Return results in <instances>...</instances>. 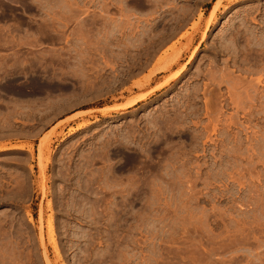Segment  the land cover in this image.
<instances>
[{"label":"rangeland","instance_id":"1","mask_svg":"<svg viewBox=\"0 0 264 264\" xmlns=\"http://www.w3.org/2000/svg\"><path fill=\"white\" fill-rule=\"evenodd\" d=\"M29 2L0 26V264H264V0Z\"/></svg>","mask_w":264,"mask_h":264},{"label":"flooded vegetation","instance_id":"2","mask_svg":"<svg viewBox=\"0 0 264 264\" xmlns=\"http://www.w3.org/2000/svg\"><path fill=\"white\" fill-rule=\"evenodd\" d=\"M0 26H10V28L17 26L18 28H30L34 25H41L42 22L38 15L37 8H32L29 0L25 4L14 3L9 0L0 1ZM40 20V21H38ZM39 36V35H38ZM41 38H49L48 34H42ZM9 46V45H8ZM10 48V46H9ZM12 49L4 52L7 56L11 53ZM11 77L7 82L4 83V91L0 90L2 94L7 97H16L18 93L22 94L19 89L14 87V79Z\"/></svg>","mask_w":264,"mask_h":264},{"label":"bare ground","instance_id":"3","mask_svg":"<svg viewBox=\"0 0 264 264\" xmlns=\"http://www.w3.org/2000/svg\"><path fill=\"white\" fill-rule=\"evenodd\" d=\"M0 1H3V0H0ZM9 1H11V2H15V3H18L17 2V0H9ZM22 1V0H21ZM69 2V1H68ZM67 2V3H68ZM75 2V1H74ZM1 3V2H0ZM19 3H21V2H19ZM66 3V4H67ZM24 4V3H23ZM70 6V5H69ZM68 6V7H69ZM67 7V8H68ZM69 11V10H68ZM67 12V11H66ZM71 12V11H70ZM81 20V19H80ZM80 20H78V21H80ZM83 20H85V19H83ZM78 21H77V23H78ZM80 23V22H79ZM75 31V30H74ZM60 32H61V30H60ZM72 32V31H71ZM77 32V31H76ZM75 32V33H76ZM73 33V32H72ZM78 33V32H77ZM70 34V33H69ZM79 34V33H78ZM74 35H76V34H74ZM29 36H30V34H29ZM37 37V36H36ZM76 37V36H75ZM22 39V38H21ZM23 40V39H22ZM26 40V39H25ZM25 42V41H24ZM23 42V43H24ZM39 42V41H38ZM26 44H27V42H25ZM28 43H30L31 44V42H28ZM51 48V47H50ZM49 49V48H48ZM47 49V50H48ZM52 49V48H51ZM42 51H45L44 53L46 54V50H42ZM48 51H51L52 52V50H48ZM18 52V51H17ZM50 52V53H51ZM54 52V51H53ZM41 53H43V52H41ZM41 53L39 52V54L41 55ZM39 55V56H40ZM43 55V54H42ZM41 55V57H39L38 58V55H37V58H35L33 61H32V63L30 64V70L31 71H33V73L35 72V75L33 74V76L35 77V78H33L32 79V76H31V79H32V83H34V80H35V83H34V85L36 84V83H38V85H39V87H49V89H50V87H52V89H53V86H55V88H57V87H59V84H61V80H60V75H59V73H58V70L57 69H60L59 67L57 68V67H55V64H56V66H57V64L58 63H63V62H68L71 58H74V57H71L70 59H69V56H66V55H62L61 53H59V52H54V53H51V54H49V55H43L42 56ZM17 57V56H16ZM19 57V56H18ZM16 59V58H15ZM18 59V58H17ZM75 59V58H74ZM19 61V60H18ZM71 61V60H70ZM69 61V62H70ZM68 62V63H69ZM15 63V62H14ZM19 65V64H18ZM67 65V64H66ZM17 66V65H16ZM24 66V65H23ZM26 67V66H25ZM13 69H14V67H13ZM15 69H16V67H15ZM15 69H14V71H15ZM18 69V68H17ZM22 69V66L20 67V70ZM12 70V69H11ZM19 70V71H20ZM23 70V69H22ZM29 70V69H28ZM17 71V70H16ZM15 71V72H16ZM24 71V70H23ZM26 71V70H25ZM24 71V72H25ZM28 72V71H27ZM26 72V73H27ZM12 73V72H11ZM20 73H22V72H20ZM25 74V73H24ZM24 74H23V76H24ZM31 74V73H30ZM29 74V75H30ZM31 74V75H32ZM26 75H28V74H26ZM28 75V76H29ZM63 78V77H62ZM29 79V78H28ZM28 81V80H27ZM26 84V83H25ZM29 86V85H28ZM31 86H33L32 84H31ZM36 86H37V84H36ZM57 86V87H56ZM25 87V86H24ZM33 87H35V86H33ZM38 87V86H37ZM36 87V88H37ZM28 88V87H27ZM54 88V89H55ZM42 89V88H41ZM33 90H35L34 88H33ZM37 90V89H36ZM35 90V92H38V91H36ZM42 91V90H41ZM40 91V92H41ZM29 93V92H28ZM31 93V92H30ZM39 93V92H38ZM46 93V92H45ZM26 95V94H25ZM29 95V94H28Z\"/></svg>","mask_w":264,"mask_h":264}]
</instances>
